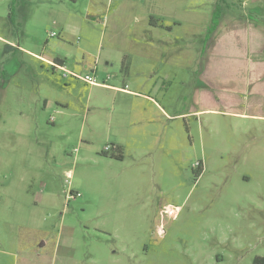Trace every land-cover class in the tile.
<instances>
[{"label": "rangeland", "instance_id": "374dc122", "mask_svg": "<svg viewBox=\"0 0 264 264\" xmlns=\"http://www.w3.org/2000/svg\"><path fill=\"white\" fill-rule=\"evenodd\" d=\"M216 1L0 0V264H264V84L200 75Z\"/></svg>", "mask_w": 264, "mask_h": 264}, {"label": "crops", "instance_id": "0c3cea01", "mask_svg": "<svg viewBox=\"0 0 264 264\" xmlns=\"http://www.w3.org/2000/svg\"><path fill=\"white\" fill-rule=\"evenodd\" d=\"M248 3L260 7L259 17L251 19L247 18L243 13L236 17H226L214 32L212 43L208 47L200 75H206L209 64L214 59V54H219V60H223V55L227 54L231 62L225 63V65L228 64L229 67H233L234 64H237L239 67L237 74L240 75L242 73L244 79L245 86L243 88L245 89L247 86L248 89L255 91L257 84H264V0H244L242 2L245 6ZM236 54L239 56H236ZM47 60L53 61L54 59ZM61 64L65 65V62L62 61ZM93 71L95 75V68H93ZM104 84L102 87L127 92L122 87ZM143 96V98H146L154 105H159L152 97L148 95ZM178 116L179 114L174 115L175 118ZM116 146H118L122 158L123 146Z\"/></svg>", "mask_w": 264, "mask_h": 264}, {"label": "trees", "instance_id": "16d2710c", "mask_svg": "<svg viewBox=\"0 0 264 264\" xmlns=\"http://www.w3.org/2000/svg\"><path fill=\"white\" fill-rule=\"evenodd\" d=\"M243 1L244 0H239V4H242L241 2H243ZM223 5L229 6V3L226 0H217L216 1V6H215V8H214V10L212 11V14H211L210 24L207 26V29H206V34H205V38H204L205 42L209 39L211 34L214 33V31L217 29V27L219 25L218 22H219V19L221 18V8H222ZM149 19H150L149 21H150L151 24H155L156 25L155 22L153 23V21H155V20H154V18L152 16H150ZM53 61L58 62V63H62L63 59L54 58ZM52 69H55V68L52 67ZM113 148L116 150L117 154H115V155L111 154L110 156L114 157V158L122 159L121 155H120V152H119L118 146H113ZM101 154L106 155L107 152L102 151Z\"/></svg>", "mask_w": 264, "mask_h": 264}, {"label": "built area", "instance_id": "2783aa9c", "mask_svg": "<svg viewBox=\"0 0 264 264\" xmlns=\"http://www.w3.org/2000/svg\"><path fill=\"white\" fill-rule=\"evenodd\" d=\"M46 62L48 64H50L51 67L55 68V69H59L62 72V76L63 77H68V76H72L78 79H81L82 81L90 84V85H105L103 81L98 82L96 80V76L94 75V71H92L91 73H85L84 75L81 74H77L71 70H68L66 68V66L64 64L55 62V61H49L46 60ZM112 147L111 146H106L105 147V151L110 150Z\"/></svg>", "mask_w": 264, "mask_h": 264}]
</instances>
